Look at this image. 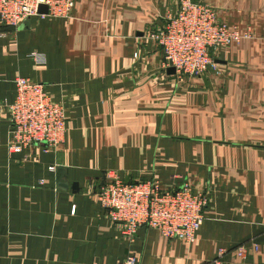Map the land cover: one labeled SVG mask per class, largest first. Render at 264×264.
Masks as SVG:
<instances>
[{"label":"crops","instance_id":"1","mask_svg":"<svg viewBox=\"0 0 264 264\" xmlns=\"http://www.w3.org/2000/svg\"><path fill=\"white\" fill-rule=\"evenodd\" d=\"M202 1L251 31L210 51L219 74L164 67L149 34L177 0H75L68 19L0 27V264H214L219 249L220 264H264V0ZM17 78L64 105L57 149L9 152ZM107 176L189 183L207 199L195 241L123 236L95 197Z\"/></svg>","mask_w":264,"mask_h":264},{"label":"built area","instance_id":"2","mask_svg":"<svg viewBox=\"0 0 264 264\" xmlns=\"http://www.w3.org/2000/svg\"><path fill=\"white\" fill-rule=\"evenodd\" d=\"M74 2L0 0V27L15 28L32 17L68 19ZM39 6L47 8L46 14L38 13ZM149 38L161 49L165 68L198 76L208 69L219 74L210 51L239 44L251 38V31L218 20L215 10L202 0H177L176 13L167 18L161 29L150 33ZM30 56L43 63L38 55ZM14 85V100L8 106L9 152L19 153L32 146L41 147L43 152L57 149L63 144L66 132L64 105L53 101L40 83L17 78ZM106 179L95 197L109 219L121 227L123 236L131 238L140 227L146 226L170 240L186 244L195 241L207 199L195 194L189 183L167 191L157 181L124 182L113 176ZM257 249L253 245V250ZM247 252L243 245L234 250L238 259H245ZM225 253V249H219L214 264H220ZM123 264H136V259L129 256Z\"/></svg>","mask_w":264,"mask_h":264},{"label":"water","instance_id":"3","mask_svg":"<svg viewBox=\"0 0 264 264\" xmlns=\"http://www.w3.org/2000/svg\"><path fill=\"white\" fill-rule=\"evenodd\" d=\"M46 12H47V8L45 6H39L38 7V13L39 14H46ZM167 70H168L169 73H174L175 72L174 68H172V67L168 68ZM75 187L77 188V184H73L72 189L75 188Z\"/></svg>","mask_w":264,"mask_h":264},{"label":"rangeland","instance_id":"4","mask_svg":"<svg viewBox=\"0 0 264 264\" xmlns=\"http://www.w3.org/2000/svg\"><path fill=\"white\" fill-rule=\"evenodd\" d=\"M38 18H40L41 20H44V19H53V18H41V17H38Z\"/></svg>","mask_w":264,"mask_h":264}]
</instances>
